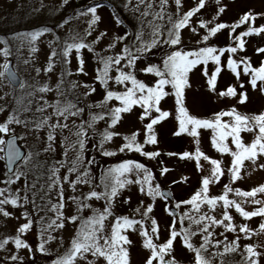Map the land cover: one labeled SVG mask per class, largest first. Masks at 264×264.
I'll return each instance as SVG.
<instances>
[{
    "label": "snow or ice",
    "instance_id": "obj_1",
    "mask_svg": "<svg viewBox=\"0 0 264 264\" xmlns=\"http://www.w3.org/2000/svg\"><path fill=\"white\" fill-rule=\"evenodd\" d=\"M69 2L62 0L61 7ZM211 4L216 6L211 19L199 18ZM184 6L185 0H89L54 27L39 25L0 39V83L11 89L0 100L9 96L14 100L11 107L0 106V218L5 229L0 234V264H37L38 254L46 258L45 264H131L133 234L148 253L144 264H178L177 243L190 254L187 264H233L226 257L237 253L241 257L237 264H261L264 243L241 241L264 235V198H257L264 197V183L251 190L233 185L244 178L246 161L253 171L264 170V110L249 114L233 106L199 117L188 107L187 90L192 87L191 74L199 71L206 90L218 101L231 99L246 106L248 86L264 97V60L254 65L251 57L241 55L250 42L245 38L264 39V24L254 26L264 19V11L250 9L230 24L219 22L227 7L222 0H195L188 10ZM105 9L114 28L111 36L107 28H100ZM81 18L86 26L69 27L70 19ZM242 25L245 29L235 34ZM66 28L60 35L58 30ZM225 30L229 43L213 44ZM193 37L195 46L188 48L186 40ZM42 38H47L50 53L46 66L34 71L40 77L42 71L47 75L59 67L54 85L39 79L29 83L12 63L13 42L19 62L25 46L30 54L39 51ZM255 52L264 56V46ZM89 57L93 75L91 81H81L79 77H89ZM22 62L29 65L33 60ZM225 69L234 83L218 90V77ZM49 94L54 98L50 100ZM166 98L174 101L171 110L162 106ZM126 114L136 115L142 128L120 132ZM169 118L176 124L172 135L191 138L194 151L147 150L146 146H158L157 126ZM201 130H211V147L230 157L229 166L202 150ZM242 133L251 135V141ZM117 138L122 142L115 149L109 147ZM58 147L62 159H56ZM96 153L101 158L121 154L124 158L104 166ZM129 153L145 161L167 155L194 162L201 174L199 186L188 198L177 199L170 186L162 188L151 167ZM159 164L163 178L171 169L163 161ZM225 175L229 183L214 194L212 186ZM188 180L183 176L172 183ZM133 186L141 196L138 205L131 215L117 214V206L130 205L131 197H121ZM158 201L168 217L163 228L155 215ZM98 202L102 207L95 206ZM246 204L254 207L246 210ZM233 210L243 221L259 217L258 228L235 223ZM8 220L16 221L12 232L6 231ZM66 229L71 230L67 242ZM53 242L55 251L50 247Z\"/></svg>",
    "mask_w": 264,
    "mask_h": 264
},
{
    "label": "rangeland",
    "instance_id": "obj_2",
    "mask_svg": "<svg viewBox=\"0 0 264 264\" xmlns=\"http://www.w3.org/2000/svg\"><path fill=\"white\" fill-rule=\"evenodd\" d=\"M62 0H0V39H10L14 33L25 32L28 30H32L39 25H48L50 27H54L58 22H61L65 18H71L74 14V11L65 6L61 7ZM195 0H185L184 10H188L189 7L194 6ZM222 4L226 5L225 13L221 14L219 17V22L225 23H235L239 20L240 16L248 10H254L255 12L264 11V0H222ZM43 5V6H42ZM38 10V11H37ZM216 12V6L211 4L205 9L201 10V13L198 14L199 18L210 20L211 17ZM104 17L105 23L100 25L101 30L107 28L109 30V35L111 36L114 31L113 25L109 22V12L107 9L101 12ZM131 23V21H128ZM77 24L82 27L86 26L84 19L80 20L70 19L69 27H74ZM259 24H264V19H259L256 21L254 26H258ZM245 26H241L240 29H237V33L244 30ZM60 35H64V32L67 31V28L64 30H58ZM123 31V30H121ZM202 31V30H201ZM223 33H227L226 30L222 31L217 35L216 38L212 40V43L217 46H225L228 42V37L221 42L220 35ZM188 33L185 32V37H187ZM50 38V37H48ZM256 39L254 37H249ZM249 38H246L248 40ZM47 38H42L44 42L39 43V51L36 53H29L27 46L18 54L22 59L17 61V54H15V48L17 46V42L12 43L14 55L12 57V63L16 65L19 76L32 83L35 79H39L41 82L50 81L53 85L56 83L58 75H59V67L51 73L44 74L41 72L40 77H36V73L34 71L35 67H40L43 69L47 64V57L50 53V49L46 44ZM196 37H193L191 41L186 40V46L188 48H192L195 46ZM257 40V39H256ZM259 44L251 41L247 43L248 49L251 51H245L241 55H245L247 57H251L253 64H258L260 60H264V56L257 55L255 52V48L257 46H264V39L258 38ZM217 41V42H216ZM249 41V40H248ZM107 43V40L104 41ZM87 55V54H86ZM23 59H32L33 63L29 65L23 64ZM3 62V58L0 57V63ZM75 63L72 65L73 71H75ZM94 65L92 63L91 58H88L87 70L89 71V77H79L81 81H91L93 75ZM141 79H146L143 75L140 76ZM71 79H77V77L73 76ZM190 83L192 85L190 90H187L188 97V107L190 111L199 116V117H210L213 113L220 111L221 109H228L233 106H236L239 111L246 112L249 114L258 113L261 110H264V97L260 96L258 93L252 92L250 86H248V92L250 96V103L246 106L237 105L235 100L225 99L218 101L215 95L209 93L206 90V81L205 78L201 75L199 71H195L190 76ZM234 83V77L225 69L222 74L218 77V90H223L228 84ZM5 91H11V89L4 87L2 83H0V96L4 94ZM17 95L21 94L19 90L16 92ZM50 100L54 98V94H49L48 97ZM167 102H162V106L165 110H171L173 107V99L166 98ZM14 104V100L11 96L4 100H0V106L8 105L11 107ZM5 113L4 115H6ZM0 119H3V116H0ZM225 120L228 118L225 117ZM103 124L100 127L103 128ZM176 124L174 119L169 118L166 122H162L161 125L157 126L158 131V146H146L147 150H159L162 153L166 152H183L194 151L195 145L192 142L191 138L187 136L174 137L172 132L175 130ZM142 125L138 121V117L136 115H128L126 114L125 121L123 125L118 129L122 133H130L131 131L141 129ZM203 133L201 148L202 150L209 155L211 158L219 159L223 161L225 168L230 165V157L226 154L221 156V154L217 153L215 149L211 147L210 144V136L211 130H201ZM65 135H68L65 132ZM242 138L245 141L250 142L252 137L247 133H242ZM122 141L117 138L114 144L109 147L115 149ZM230 143V140H229ZM61 150V149H60ZM62 151V150H61ZM69 156H72L70 153ZM128 156L130 158L139 159L141 162L146 163L149 167L153 169L154 174L157 177L158 182L161 184L162 188L167 187L175 194L177 199L188 198L199 186V181L201 179V174L196 171L194 162L181 161L178 157H168L167 155H161L157 161H145L143 158L138 155L129 153ZM124 158L123 154L118 155L114 158H103L106 162V165L109 163L119 162L120 159ZM159 161H163V166L171 169L169 173L166 174L165 177L159 176ZM208 167L207 165H205ZM245 166L247 171L243 172L244 178L236 182L234 187H239L242 190H251L252 187L258 186L261 183H264V170L257 168L255 171L252 170L250 162H245ZM248 173H251L248 175ZM183 176H188L189 180L184 183H176L173 184V181H182ZM229 183V178L227 175L221 178V182L217 185L212 186V192L214 194H218L221 192L223 185ZM87 189H85L86 191ZM131 197L130 205H119L115 208V212L117 214H126L131 215L132 210L138 205L141 196L135 186L131 187L130 190L124 192L123 198ZM257 198H264L258 196ZM96 207H102V202H98L95 204ZM251 205H245L246 210H252ZM235 223H247L248 226L252 229L258 228L260 223L259 217H253L250 221H243L237 214L234 213ZM155 215L159 219L161 227L163 228L168 221V217L163 212V203L157 202V206L155 208ZM3 218H0V234L5 232V229L2 226ZM16 225L15 220L7 221V229L6 231L12 232L14 231V227ZM70 229H66L63 232L65 240L67 242L70 236ZM218 231H222L219 229ZM55 235V233H54ZM229 239H234L233 234H227ZM30 242H34V236L28 237ZM130 239L133 241L134 246L131 248V264H144V259L147 256L146 250L142 249V240L138 236V234L130 235ZM261 242L264 243V235L260 237H253L250 241H241L243 243H256ZM53 251L57 248V243L53 242L50 246ZM63 251V249H61ZM22 255H26V253H21ZM3 253H0L2 256ZM175 258L178 261V264H187V261L190 260V254L187 253L186 250H183L179 243L176 245ZM45 259L41 257L39 254L36 257L37 264H45ZM241 259L240 255L232 254L226 257V260H230L233 264H237ZM217 264L219 262L217 261ZM261 264H264V259L261 260Z\"/></svg>",
    "mask_w": 264,
    "mask_h": 264
},
{
    "label": "trees",
    "instance_id": "obj_3",
    "mask_svg": "<svg viewBox=\"0 0 264 264\" xmlns=\"http://www.w3.org/2000/svg\"><path fill=\"white\" fill-rule=\"evenodd\" d=\"M89 2V0H70V2H69V4L68 5H66L65 7L66 8H69V9H71L72 8V10L74 11V10H78V8L80 7V5H82V4H84V3H88ZM130 21V20H129ZM226 34L227 33H223L222 35H220V41L221 42H223V40L226 38L225 36H226ZM254 38H256V39H251V38H249L248 40L251 42V41H254L255 43H257V44H259V40H258V37H254ZM246 39V38H245ZM217 42V41H216ZM249 42V43H250ZM246 51H251V49L249 50L248 49V45H246ZM102 128V127H101ZM89 147H91V145H89ZM96 156H97V159L98 160H100V162H101V164L102 165H106V162H105V160L103 159V158H101L100 156H99V154L98 153H96ZM70 158L72 157V156H69ZM63 157H62V151L59 149V147L57 148V154H56V159H62ZM41 159H43V157H41ZM63 171V170H62Z\"/></svg>",
    "mask_w": 264,
    "mask_h": 264
},
{
    "label": "water",
    "instance_id": "obj_4",
    "mask_svg": "<svg viewBox=\"0 0 264 264\" xmlns=\"http://www.w3.org/2000/svg\"><path fill=\"white\" fill-rule=\"evenodd\" d=\"M164 190H168L167 188H165Z\"/></svg>",
    "mask_w": 264,
    "mask_h": 264
}]
</instances>
